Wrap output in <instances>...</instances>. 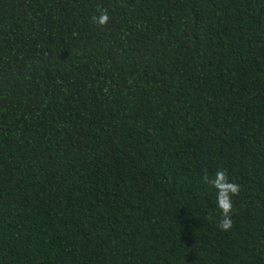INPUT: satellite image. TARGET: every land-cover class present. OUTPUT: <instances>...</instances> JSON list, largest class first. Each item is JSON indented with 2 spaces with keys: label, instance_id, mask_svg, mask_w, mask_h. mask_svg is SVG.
<instances>
[{
  "label": "trees",
  "instance_id": "1",
  "mask_svg": "<svg viewBox=\"0 0 264 264\" xmlns=\"http://www.w3.org/2000/svg\"><path fill=\"white\" fill-rule=\"evenodd\" d=\"M0 264H264V0H0Z\"/></svg>",
  "mask_w": 264,
  "mask_h": 264
},
{
  "label": "clouds",
  "instance_id": "2",
  "mask_svg": "<svg viewBox=\"0 0 264 264\" xmlns=\"http://www.w3.org/2000/svg\"><path fill=\"white\" fill-rule=\"evenodd\" d=\"M109 19L110 17L106 10H100L97 16L92 17L93 22L100 27L106 26ZM202 180L204 183L211 185L217 190L216 204L221 213L217 226L225 232L231 230L233 226L232 198L239 195L240 186L235 182H229V177L224 169H219L212 178L205 174Z\"/></svg>",
  "mask_w": 264,
  "mask_h": 264
}]
</instances>
